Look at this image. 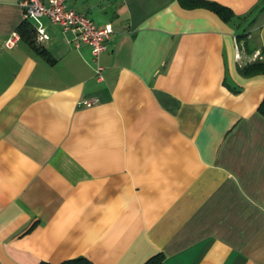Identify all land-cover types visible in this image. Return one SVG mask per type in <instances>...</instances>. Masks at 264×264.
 <instances>
[{
	"label": "crops",
	"instance_id": "0c3cea01",
	"mask_svg": "<svg viewBox=\"0 0 264 264\" xmlns=\"http://www.w3.org/2000/svg\"><path fill=\"white\" fill-rule=\"evenodd\" d=\"M204 1L234 18L65 0L112 27L97 81L88 46L47 18L30 46L0 0V264H264V75L240 71L264 59V0Z\"/></svg>",
	"mask_w": 264,
	"mask_h": 264
},
{
	"label": "built area",
	"instance_id": "2783aa9c",
	"mask_svg": "<svg viewBox=\"0 0 264 264\" xmlns=\"http://www.w3.org/2000/svg\"><path fill=\"white\" fill-rule=\"evenodd\" d=\"M22 21H37L47 18L50 23L64 34H71L74 48L88 46L91 50L92 62L95 66V78L101 80L102 68L99 65L100 55L106 51L107 42L113 30L110 25L97 27L89 18L76 13L65 5V0H19ZM41 29L38 30L37 42L47 40ZM20 40L18 32H12L5 43L7 49H13ZM236 59H240L239 48L236 46ZM96 100L81 101L78 105L90 107Z\"/></svg>",
	"mask_w": 264,
	"mask_h": 264
},
{
	"label": "trees",
	"instance_id": "16d2710c",
	"mask_svg": "<svg viewBox=\"0 0 264 264\" xmlns=\"http://www.w3.org/2000/svg\"><path fill=\"white\" fill-rule=\"evenodd\" d=\"M19 1V0H18ZM186 8H205L215 12L222 20L225 22H230L234 16L232 12L216 3L208 2L204 0H179ZM22 37L28 40L30 46L34 44L33 37H34V30L31 27L29 21H22V25L20 26ZM247 35H242L241 37H237V41H244ZM244 50L248 52V46L246 41L244 42ZM251 53H254V50H251ZM241 74L245 77H250L254 75H264V59L258 60L251 63L245 64L240 69ZM260 113L264 116V102L259 106ZM164 257L162 254L155 255L148 259L144 264H163ZM39 264H49L45 262H41ZM60 264H93L88 259L83 257L74 258L71 260L64 261Z\"/></svg>",
	"mask_w": 264,
	"mask_h": 264
}]
</instances>
